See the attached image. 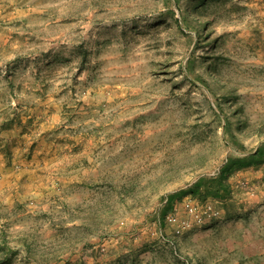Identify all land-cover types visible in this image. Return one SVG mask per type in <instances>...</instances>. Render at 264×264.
I'll use <instances>...</instances> for the list:
<instances>
[{
	"label": "rangeland",
	"instance_id": "1",
	"mask_svg": "<svg viewBox=\"0 0 264 264\" xmlns=\"http://www.w3.org/2000/svg\"><path fill=\"white\" fill-rule=\"evenodd\" d=\"M262 143L264 0H0V264H264V166L163 215Z\"/></svg>",
	"mask_w": 264,
	"mask_h": 264
},
{
	"label": "crops",
	"instance_id": "2",
	"mask_svg": "<svg viewBox=\"0 0 264 264\" xmlns=\"http://www.w3.org/2000/svg\"><path fill=\"white\" fill-rule=\"evenodd\" d=\"M4 153V151H0V175H5L9 172L11 173L12 167L9 166V163L12 165L15 162H19L16 157V159H9L8 157H5ZM14 155H16V153ZM1 182H5L4 178L0 179V186H2ZM22 238L23 237H21V239ZM49 246L39 245V243L36 241V238H32L28 242L15 245L13 247V254L11 255H13V260H15L16 256L22 258L24 264H95L93 258L88 257L89 255L92 257V253L91 251L87 250V248H85L84 244H61L57 249L56 247L51 248ZM0 247H3V245H0ZM0 251H2L1 248ZM2 253L3 252L0 253V259L2 256H6L2 255ZM17 253L18 255H16ZM11 255H8L7 258L10 259ZM100 264L112 263L108 262Z\"/></svg>",
	"mask_w": 264,
	"mask_h": 264
},
{
	"label": "trees",
	"instance_id": "3",
	"mask_svg": "<svg viewBox=\"0 0 264 264\" xmlns=\"http://www.w3.org/2000/svg\"><path fill=\"white\" fill-rule=\"evenodd\" d=\"M178 4L179 0H174ZM264 166V143L260 144L257 149L242 158L229 157L222 165L219 174L213 179L200 178L185 190H180L167 198L163 215L171 210L173 204L185 196L193 198H212L217 201H226L231 195V188L228 178L237 170L249 167ZM264 175V167H263Z\"/></svg>",
	"mask_w": 264,
	"mask_h": 264
},
{
	"label": "bare ground",
	"instance_id": "4",
	"mask_svg": "<svg viewBox=\"0 0 264 264\" xmlns=\"http://www.w3.org/2000/svg\"><path fill=\"white\" fill-rule=\"evenodd\" d=\"M207 211V210H206ZM191 212H192V210H191ZM209 212V211H208ZM212 213V212H211ZM197 214V213H196ZM195 214V215H196ZM191 215V214H190ZM213 215V214H212ZM212 215H209V217L210 216H212ZM215 215V214H214ZM170 223H176V219L173 217V216H168L167 218H166ZM196 219V218H195ZM200 220V219H199ZM168 222V223H169ZM179 225V224H178ZM187 225V224H186ZM177 226V225H176ZM187 227V226H186ZM182 228V227H181ZM184 229V228H183ZM176 230V229H175ZM179 231L177 230V232H176V234L178 233Z\"/></svg>",
	"mask_w": 264,
	"mask_h": 264
}]
</instances>
